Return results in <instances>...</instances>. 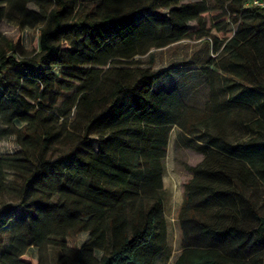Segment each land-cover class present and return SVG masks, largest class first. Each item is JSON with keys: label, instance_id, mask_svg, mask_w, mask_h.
I'll return each mask as SVG.
<instances>
[{"label": "trees", "instance_id": "16d2710c", "mask_svg": "<svg viewBox=\"0 0 264 264\" xmlns=\"http://www.w3.org/2000/svg\"><path fill=\"white\" fill-rule=\"evenodd\" d=\"M183 1L0 0V20L41 32L35 52L21 34L0 37V146L20 147L0 156V264H52V247L54 264H157L167 253L164 161L172 128H193L177 92L157 90L159 74L135 59L208 38L244 63L228 73L241 88L233 102L264 96V10ZM255 132L236 144L221 133L202 144L178 137L204 158L187 167L175 264H264V134Z\"/></svg>", "mask_w": 264, "mask_h": 264}, {"label": "rangeland", "instance_id": "374dc122", "mask_svg": "<svg viewBox=\"0 0 264 264\" xmlns=\"http://www.w3.org/2000/svg\"><path fill=\"white\" fill-rule=\"evenodd\" d=\"M82 9L91 5V0H78ZM185 0L181 2L187 3ZM36 9L34 5L30 6ZM196 28L197 23H190ZM22 36V48L25 52L39 50L40 26L20 31L18 23L10 18L0 20V37L15 39ZM217 46L208 38L200 40L186 39L165 48L153 49L137 57L135 60L143 68L157 72L160 82L157 90H171L177 92L183 108V119L193 128V134L184 135L179 125L172 128L167 156L165 158V213L168 222L169 249L157 264H175L182 253L183 233L179 222V215L185 199V185L192 178L187 170L189 166H197L203 160V155L194 149L186 148L178 143V137L183 140L208 142L211 136L223 138L230 144L246 141L257 136V132L264 134V96L250 97L251 105L235 103L233 97L241 90L235 78L230 77L235 71L243 69V61L236 60L230 51L223 46ZM132 62L122 68H134ZM237 64V67H234ZM264 74V72H263ZM75 110L73 109V114ZM259 121L261 126H257ZM223 146L222 141H216ZM20 150L15 138H8L1 143L0 156L13 154ZM259 204L264 213V191L260 193ZM87 235L81 234L69 240V245L79 248ZM29 255L38 258L39 251L32 248ZM59 251L49 248L47 259L54 264Z\"/></svg>", "mask_w": 264, "mask_h": 264}, {"label": "built area", "instance_id": "2783aa9c", "mask_svg": "<svg viewBox=\"0 0 264 264\" xmlns=\"http://www.w3.org/2000/svg\"><path fill=\"white\" fill-rule=\"evenodd\" d=\"M247 7H258L264 10V0H250L247 4Z\"/></svg>", "mask_w": 264, "mask_h": 264}, {"label": "crops", "instance_id": "0c3cea01", "mask_svg": "<svg viewBox=\"0 0 264 264\" xmlns=\"http://www.w3.org/2000/svg\"><path fill=\"white\" fill-rule=\"evenodd\" d=\"M166 214V213H165ZM169 232V231H168ZM169 234V233H168Z\"/></svg>", "mask_w": 264, "mask_h": 264}]
</instances>
